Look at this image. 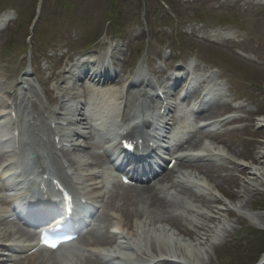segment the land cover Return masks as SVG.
I'll return each instance as SVG.
<instances>
[{"label":"rangeland","instance_id":"374dc122","mask_svg":"<svg viewBox=\"0 0 264 264\" xmlns=\"http://www.w3.org/2000/svg\"><path fill=\"white\" fill-rule=\"evenodd\" d=\"M39 4L40 0H0V10L3 7H9V11L14 16L8 27L0 32V51L3 53L0 54V90L10 85L11 78L13 81L17 76L19 77L18 81L21 82L15 87L18 94L14 101L19 104L21 113L26 109L35 112L37 109L34 103L31 106L32 101L20 93L22 85L29 87L30 94L35 91V100L36 97L41 98L45 91L53 88L54 85H63L62 73L58 78L54 77L64 69L67 59L71 60L76 55L89 57L85 54L88 51L90 54H95V57L101 53L102 57L110 47L116 49V60H114L116 68L121 71V75L125 76L131 75L136 70L140 73L138 68H141L153 72L152 77H157V66L163 64L167 56L166 47L171 49V53L165 59V65L175 62L176 59L184 61L189 57L190 60H197L204 67L216 69L217 66L216 76L226 82L231 81L228 83L234 86L236 95L239 94L241 97L245 95L248 98L247 110L264 112V91L254 90L245 85V81H254L264 88L263 0H197L194 2L147 0L146 5H143L141 0H42L41 13L27 49L25 48L26 36L30 33V22ZM144 14H146V21L143 19ZM223 18L230 19V22H221ZM204 35L215 36L216 41L212 42V39L207 41L201 37ZM105 45L109 48H105ZM141 52L143 56L136 59ZM137 60L140 62L137 63ZM26 71L29 75L23 79L22 75ZM53 71L55 72L52 74ZM14 84L15 82L10 86ZM1 92L4 99L9 101H12L16 94L15 91L9 92L11 96ZM41 101L44 106H47L44 98H41ZM25 103L26 105L23 106ZM35 104L39 105L36 102ZM246 136L249 138L246 132H238L236 135H226V138L237 139L234 150L238 152L243 150L242 138ZM224 151L232 155L227 148H224ZM247 159L251 161V158ZM96 160V164H99L98 156ZM215 171L214 177L217 174L219 177L210 181L211 187L214 188L213 193L228 198L224 192L241 191L242 183H237L234 177L226 178L224 170ZM231 173L239 176L240 182L249 181L246 173L243 174L238 170ZM215 183L219 184L221 191L214 187ZM255 185L257 191L251 190L243 195L239 192L236 198L226 200L225 203H230L232 206L231 213H227L226 210L220 212L219 216L226 223L223 224L228 231L219 232V235L212 237L214 242L207 254L189 259L184 258L181 250L179 258L184 264H245L253 258V253L262 241H256L251 236H247L243 233V228L251 227L264 233V184L255 183ZM121 192L128 194V197H122ZM134 193L135 195H132ZM144 194L142 191L114 187L109 196L112 206L106 209V213L99 216L92 231L75 245L77 259L80 260L79 258L83 256L85 257L83 260H86L88 264H92L88 259H92L95 264L96 262L111 264L103 263L105 259L93 252L112 251L113 247L119 244L116 235L111 237L115 234L113 227L115 215L122 216L126 229H128L127 219L131 227L135 221H144L145 215L135 213L136 209L146 210ZM140 195H144V198L140 199ZM169 195L166 197L168 200L187 202L184 199L181 200V196ZM220 199L222 201L223 198ZM246 201H248L246 207L239 208L240 203H246ZM117 205L121 206L122 210L115 208ZM260 206H263V209L256 210ZM167 212L172 216L180 217L181 215V209L177 207ZM181 223L192 228L182 220ZM159 224L172 229L174 233L176 231L169 221H162ZM159 224L154 225L155 229L152 228L153 226H145L146 229L149 227V230L152 229L151 232H155V239L149 243L155 249L161 246L157 242L160 239L156 238L157 235H162L158 231ZM209 225L213 226V224ZM240 225L243 228L240 229ZM181 236L194 244L198 242V240H192L193 236L190 238L187 235ZM147 241H150L149 237L143 236L141 244L148 249L145 254H142V258L137 259L144 264H150L145 261L151 257V253H146L149 250ZM246 243L248 244L245 245ZM42 257V255L32 256L14 264H47ZM130 257L134 258V255Z\"/></svg>","mask_w":264,"mask_h":264},{"label":"bare ground","instance_id":"6f19581e","mask_svg":"<svg viewBox=\"0 0 264 264\" xmlns=\"http://www.w3.org/2000/svg\"><path fill=\"white\" fill-rule=\"evenodd\" d=\"M6 20V18L1 19L0 24H5ZM173 69L174 70L170 73V75L173 72H178L179 70L183 69H185L187 72H195L199 69L203 70L204 73L202 75H198L199 78L195 81L197 90L200 93L202 92V85L211 83L212 86L215 87V92L207 94V97L205 99L204 97L206 96V93L202 94L203 97L201 98L200 102L204 99L205 109H203L200 104L195 108L196 119L205 120L207 121V123L199 125L200 127H198V129L200 130L201 134L196 140H193L194 136H192L185 139L184 141H181V138L179 135H177V133L173 136V148L174 150L178 148L177 151L180 152L175 154V151L169 150L168 157H170L169 159H175V165L171 169H167V161L165 163V166H163L162 168L161 177L158 178L157 183L152 186L149 185L143 190H139L145 193L144 195L146 196V201L144 202V205L146 207V210L144 208L136 209L135 213L136 215H145L144 221H135L131 227L128 223V219L126 218V226L128 228L126 229L122 216L120 215V217H118L117 215H115V220L113 223L115 234H113L111 237L116 235L115 237L119 239V244L113 247L112 251L93 252L95 255L105 259V261L111 264H131L134 259L142 258V254H145V251L148 249V247H145L144 245L142 246L141 244L143 236L149 237L150 241H147V246L150 242H153V239H155V232H151L152 229L150 228L149 230V227L148 229H146L145 226H153L152 228L155 229L154 225L159 224L162 221H169L171 225L175 227L174 229L176 231L174 233L172 229L167 228L165 225H158L160 226L158 231L161 232L162 235H157L156 238L160 239L157 242L161 246L158 249H155L153 245H149V250L146 253H151V257L148 258L145 263L150 262V264H184L179 258L181 250L183 251L182 255L185 256L184 258L188 257L189 259L193 258V256L196 257L199 255L203 256V254H207L208 250L212 248L210 246L214 242V240H212V237H214V235H219V232L228 231L224 226V224L226 223H224V221H222V218L219 216L220 212H224L226 210L227 213H231L230 208L232 206L230 205V203H225L226 200L228 198H236L239 192L241 193V195H243L251 190L253 192L257 191V188L255 187L257 184L255 185V183L264 184V116H257L255 119L252 116L253 112L250 111L246 117L238 116L236 114H233V116H224L230 111L244 110L243 103L236 102L234 105L232 104V101L239 100L241 98V95H236V92H233L231 89H229L231 93H229V90L225 91L224 84L220 81H217L218 79L212 78L215 76V73L210 72V70H208L206 67H200L198 65L191 64L189 68H187L186 66H175L173 67ZM77 71L78 75L84 74L86 78H88L89 80H93V83H90V81L88 83L90 84V90H88L89 86L87 87V90H85L84 88L82 89V92L87 96L88 102L84 97H82V95L77 96V98L75 96L77 104L74 107L73 115L70 119L67 117V120L70 121L68 125L74 126L76 128H72L73 132H71V135L75 136L78 134H83L81 130H77V126L85 124H83V122L79 120L80 118L77 117L81 114L80 110H82V108L85 109L87 104V107L90 108L89 130H92L94 132L96 131L99 135H102L104 133L103 131L106 130L113 131L114 135H116V138L119 137L117 143H120L121 139L125 138L135 143L133 151L130 152V156L133 159H136V161H127L126 165L120 164V166L122 168H126L127 166L128 170L135 174L134 178L140 180L139 176H144L143 173L141 174V171H143L144 169H142L141 160L139 159L141 158V154H148L149 156V154L154 153L153 149L149 148L148 146L149 141L152 139H149L147 141L146 136H151L155 139L159 138L151 134L139 133L140 128L146 126L145 123L138 124V126L126 131L127 127L123 124L127 122L129 118L130 103L137 102L138 104H140V108H144L145 103L141 99H139L138 96L134 95L133 92H128V90L125 89L124 93V88L121 90L120 86L124 85L125 87V83H128V85L133 89H137L139 87H148L153 89L154 87H156L154 81L147 76L141 79L124 77L120 75L114 67H110L105 63H102L99 66L96 58L93 60H83ZM233 73L235 72L233 71ZM172 79L174 86L183 81V79H181V76H174ZM100 81H104V83ZM227 82L231 81L227 80ZM105 85H108V87H105ZM178 88L179 87H177L174 92H176ZM158 89L159 90L157 91V94H161V88L159 87ZM59 92L60 95L64 96L67 91L65 89L64 91L59 89ZM217 92H220L221 96L225 99H228V101H225L221 105H214L216 102L214 103L212 101V98L214 97L213 95ZM166 93L168 94L165 97H162L163 99H157V104H155L151 100L150 110L152 112V115L155 118H165L164 121L166 122V124H168L164 125V128H181L180 126L175 124V122H177L175 114L181 113L184 117H187L189 111V109L185 108L187 107V104L183 103L184 101H182L181 104L172 103L173 100L171 93L173 92L167 90ZM183 97L187 100L191 98L190 94L187 92H184ZM190 102L191 100L187 101L188 104ZM5 104L7 105V103H5L3 99L0 98V142H4L9 139L8 136L4 135L7 126H4L3 123L4 120H6V118L8 117L2 116V113L6 111ZM155 108L156 112L155 110L153 111V109ZM214 109L218 110V112L213 113ZM212 117H220L214 120V123H218L220 127L227 126L230 123H240L244 120H247V124H244L241 128H229V132H224L227 128L222 129V131L226 135H236L238 131L246 132L247 134H249V138H242V142L244 143V146L242 148L243 150L235 152L234 144L237 143V139H229L228 137L226 138L224 134L221 135L215 132L213 133L205 131L211 126L210 119ZM46 118L51 123L53 122L55 126H57L56 123H59L58 120L51 119L49 117ZM141 119L144 118L141 117ZM30 120H28L29 125H31L29 129L24 132L23 128L22 148L14 149L10 162L0 165V180L7 178V176L13 173L17 174V171H20L19 175L21 176L17 177L16 179H18V182L22 184V181L25 178L24 171H22L25 170L24 165L32 163H38L41 166L42 170L40 171L41 174L39 175L40 179H42L45 175L51 176L53 174V171L51 170H55L54 167L47 168V166L50 163V158L54 163L55 161H57V159L52 156L51 152H49V149H41V137L39 135V132L41 130L39 128V125L30 123ZM216 120L219 121L215 122ZM104 123L106 125H104ZM12 128L15 127L13 126ZM86 128L88 129V126ZM185 132L186 131H183V133ZM190 132L192 131L190 130ZM56 134L57 133H54V135ZM19 135L20 132L18 133V136ZM204 137L210 140H204V143L203 141L201 142V139ZM59 142L62 143L69 141L60 139ZM73 144L74 151H82L86 155L84 156L83 154L82 158L78 160L76 157L74 161L75 163L78 162L76 164L82 167V170L85 171L83 174H78L77 180L79 182L85 181L86 184L84 185L88 187V190L85 189V186L82 187L85 190L83 191L84 193L80 196L79 194L81 191L75 189V191H77L74 198L75 204L79 205L82 198H84L86 202H96L97 199H103V197L106 196V199L102 200L103 206L106 209L109 208L110 206H112L111 200L108 198V195H110V193L107 194V190L103 187V182L108 183L109 178L101 168L97 171L93 170V163H90L89 159L91 156L93 157L94 154L91 153V156H87V154L85 153V150L87 149L88 152H90L91 145L88 143L86 145L80 146L79 142H73ZM100 148L101 147L99 146L98 149ZM196 148L197 152H189L190 150H194ZM224 148H227L232 155H228L224 151ZM185 149H187V151H185ZM107 150L109 149H106L105 152H108ZM29 152L35 153V157L31 160L28 159L27 162L26 159L30 155ZM247 158H251V161L249 162ZM19 160H22L24 167H19ZM204 160L218 161V165L203 162ZM196 161H201V163L192 164ZM143 162H146V160H143ZM215 170H224L226 172L224 174L226 178L234 177L237 183H242L241 191L237 190L236 192H224L225 195H228V198H224L220 195L217 196L215 193H213L212 189L214 188L211 187L210 181L215 180L219 177L218 174L214 177V172H216ZM234 170H238L243 174L246 173L249 181L240 182V179H238L239 176L231 173ZM48 179L49 178L47 177L46 180ZM40 184L42 183L40 182ZM2 185L7 184L2 182ZM214 187L221 191L218 183H215ZM171 190H174L176 194H173ZM224 193L222 191L223 195ZM169 194L173 195V197L181 196V200L184 199L187 202L185 203L184 201L168 200L166 197L170 196ZM132 195H135V193ZM144 195H140V199H143ZM121 196L128 197V194H126L125 192H121ZM58 198L59 197H57V199ZM220 198H223L222 201ZM213 204H215V206H212ZM246 204H248V201H246V203H240L239 208L243 209L244 207H246ZM173 207L181 209L180 217L168 215L167 211L172 209ZM53 208L56 209L57 207L54 206ZM115 208L122 210V207L119 205L115 206ZM40 210L47 213L52 209L49 207H43L42 209L40 208ZM38 211L39 209L35 208L34 212ZM105 211L106 210H104V213H106ZM73 214L76 218H80L82 215L81 211ZM261 214L262 213H260V216H262ZM181 220L185 223H188L192 228L184 226L181 223ZM209 224H213V226H210ZM16 230L17 229L11 224H8L7 227L4 228L0 226V248L8 250L13 255L21 252H26L31 248L28 245H19L18 243L5 242L7 238H12L10 240L12 242L18 241V239L14 236L17 235ZM176 233L178 235H176ZM180 234L183 236L187 235L188 238L193 236L192 240H198V242L194 244L188 239H184ZM18 238H20V236H18ZM74 247L75 245L71 248H68L67 250L70 249V253L74 254V257L77 258V251L74 249ZM41 255L44 257H42V259L45 260V263L47 264H53L54 262H57V260H60L58 262H62L63 264H71L69 260H65L67 258L60 259L59 257L54 258L52 256H46L44 254H40V256ZM131 255H134V258H131ZM84 258L82 256L79 259ZM88 260L91 261L92 264H95L92 259ZM6 261L7 258L5 257L4 252H0V264H6ZM189 261L187 262L189 263ZM96 264H102V262H96Z\"/></svg>","mask_w":264,"mask_h":264}]
</instances>
